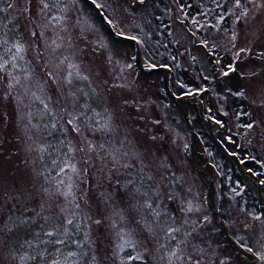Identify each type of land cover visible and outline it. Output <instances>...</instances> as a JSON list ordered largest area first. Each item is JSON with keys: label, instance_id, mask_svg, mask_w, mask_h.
<instances>
[{"label": "rangeland", "instance_id": "obj_1", "mask_svg": "<svg viewBox=\"0 0 264 264\" xmlns=\"http://www.w3.org/2000/svg\"><path fill=\"white\" fill-rule=\"evenodd\" d=\"M46 2L50 7L44 9L40 0H13L14 7L0 14L8 25L0 30V40H8L0 47V55L11 60L12 53L5 49L15 40L25 47L23 59L16 58V67L9 64L5 72H0V191L13 185L19 187L21 182L30 187L34 173L37 187L50 186L45 176L59 179L52 160L67 151L59 141L67 139L80 145L82 137L70 128L67 137L61 132L63 120L70 118L62 110L71 112L73 105L68 88L60 83L62 73L57 75L53 66L68 56L89 76V81H73L71 88L76 99L79 104L87 101L100 112L101 122L107 116L98 101L109 89L128 99L129 107L135 105L132 110L146 117L137 127L146 129L147 137L141 138L129 127L127 118L118 115L112 121L118 126L112 136L99 131L93 135L87 129L84 135L93 143L113 139L119 146L126 132L134 143L138 140L146 147L155 144L159 149L156 154L168 165L163 169L168 177L165 183L177 195L176 200L164 196L154 203L164 209L161 222L168 220L181 229L174 234L175 240L165 237L160 225L153 223V216L145 210V222L153 224L154 232L150 234L142 225L138 227L140 214H130L129 205L117 197L127 227L135 231L138 243L134 249L125 248L119 257L110 258L108 264H169L171 251L183 257H171V264H193L197 259L200 264H247L232 251L212 210L222 217L223 231L233 238L235 250L249 257L252 264H264V58L260 50L264 51V7L254 6L250 0H242L243 7H237L235 0H96L116 31L136 38L144 68L165 67L166 82L175 95L172 97L163 86L160 72L144 74L136 63L133 45H122L110 35L94 4L86 0ZM257 4H264V0H257ZM22 7L29 11L21 15ZM245 8L248 15L242 16ZM53 16L63 19L57 23L51 19ZM32 32L36 35L32 36ZM78 32L85 36H77ZM52 40L61 45L55 52ZM242 48L249 51L237 56ZM229 65L235 70H230ZM48 71H53L55 80L46 76ZM12 77L19 78L20 84H15ZM9 84L14 86L10 88ZM81 89L89 95L84 96ZM92 89L98 95H93ZM238 92L243 95H236ZM37 96L51 112L44 109ZM111 107L115 110L114 105ZM88 114L91 116L92 112ZM52 123H56L55 129L51 128ZM248 123L255 127L247 129L244 125ZM151 136L157 140L148 141ZM40 144L61 147V152L49 148L52 155H48L29 150V145L36 148ZM75 155L79 160L83 153ZM87 180L94 183L92 168ZM38 199L28 206L35 207ZM143 199L137 195L132 203H142ZM189 205L191 212L181 211ZM256 215L261 220L254 219ZM205 216L208 222L195 225L191 236L183 235L191 229L193 220L202 221ZM99 231L104 233L102 228ZM92 234L95 236L97 230L93 228ZM141 237L154 250H146L145 246L139 250ZM25 238V229L4 236L0 264H18L13 256L33 252L27 246L21 247ZM181 239L186 243L179 244ZM102 245L98 257L108 255L107 241L103 240ZM72 250L73 246L62 247L65 253ZM48 251H53L52 246H48ZM137 253L143 259L127 260L129 254ZM81 264H87L86 258H81Z\"/></svg>", "mask_w": 264, "mask_h": 264}, {"label": "snow or ice", "instance_id": "obj_2", "mask_svg": "<svg viewBox=\"0 0 264 264\" xmlns=\"http://www.w3.org/2000/svg\"><path fill=\"white\" fill-rule=\"evenodd\" d=\"M27 2L30 3L31 0H27ZM40 2L44 9L50 7L46 0H40ZM139 2L144 3V0H139ZM250 2L254 6L264 7V4H257V0H250ZM5 3L7 7L0 6V14L7 13L8 9L14 7L13 0H0V5ZM92 3L96 4V0H92ZM235 4L237 7H243L242 0H235ZM96 6L100 7V5ZM28 11L27 7H22L21 15ZM241 15L247 16L248 9L245 8ZM51 19L59 23L63 17L53 16ZM219 20L222 21L223 17H219ZM8 23H13V21L8 20ZM7 26L4 19H0V30L7 28ZM31 35L35 36L36 33L32 32ZM129 38L136 39L135 37ZM232 38L235 40V33H233ZM7 43V39L0 40V47ZM51 43L55 45L53 52L61 47L56 40H52ZM13 49H15L14 52ZM5 51L12 53V56L11 60H6L3 55H0V72H5L9 64L16 67V58L23 59L21 53L25 51V47L22 42L15 40ZM247 51L249 50L242 48L237 56L241 52ZM261 56H264V53ZM66 61L67 63H65ZM53 67L57 75L62 73L60 83L68 88L67 95L73 105L71 112L66 109L62 110L70 118L63 120L64 127H62L61 132L67 137L70 128L71 132L81 136L82 140L80 145H73L72 141L67 139L59 141V145L66 148L67 151L52 160V165L56 168V176L59 179L45 176L44 180L50 186L40 184L37 187L34 173V181L30 187L21 182L19 187L13 185L10 189L5 188L0 191V250L5 246V235L25 229L26 238L21 247L27 246L28 249H33V252L13 256L18 264H26L27 261H36V264H81V258H86L87 264H108L110 258L119 257V253L125 248L134 249L138 243L135 238V231L127 227L124 210L119 208L117 197L120 202L129 205L130 214H140V219L137 221L138 227L142 225L148 233L154 232L153 224L145 222L142 213V210H145L153 216V223L160 225L165 237L175 240L174 234L180 232L181 229L169 224L168 220L161 222L160 218L164 209L154 206V203L162 201L164 196L168 200L177 199V195L172 192L168 183H165L168 177L163 169H166L168 165L156 154L159 149L156 148L155 144L146 147L138 140L134 143L133 140H129L126 132L119 141V146L113 143V139H104L100 143H93L84 135V130L87 129L93 135L99 131L107 136H112L118 130V126L114 125L112 121L114 115H118L126 117L129 127L137 132L141 138L147 137L146 129L137 127V124L144 121L146 117L139 114L138 111H133L132 108H135V105L130 108L128 99L109 89L102 101H98L102 104L104 114L107 116V119L101 122L99 119L101 113L92 109L87 101L79 104L76 93L71 88L74 80L89 81V76L82 72L80 64L75 63L68 56H64ZM228 67L232 71L235 70L232 65ZM227 74L225 73V75ZM46 76L52 80L56 79L53 71L46 72ZM25 79L27 80L29 77L26 76ZM12 80L15 84H20L19 78L12 77ZM13 86V84H9L10 88ZM80 91L84 96L89 95L82 89ZM92 94L98 95L95 89H92ZM32 95L35 96V93ZM236 95H243V93L238 92ZM36 99L41 101L47 112H51L48 104L41 97L37 96ZM112 105L115 106V110L111 107ZM89 111L92 112L91 116L88 114ZM31 115L29 113V116ZM216 122L220 123V121ZM56 126V123L51 124L52 129H55ZM33 127L37 126L33 125ZM244 127L252 129L255 124L248 123ZM29 139L31 140L32 137ZM229 139L231 138L229 137ZM156 140L157 137L155 136L148 138L150 142ZM49 148H53L55 152H61V147H55L52 144H40L36 148L29 145L30 151L34 150L38 154L48 153V155H52L48 151ZM76 152L83 153L79 160L76 158ZM89 168L93 170L94 183H89L87 180ZM261 183H264V180ZM142 189L144 190L142 191ZM137 195L143 196L142 203L138 200L132 203ZM37 197L39 199L36 206L29 207V203L36 200ZM13 200L15 203H11ZM93 204H95V212H93ZM181 211L191 212L192 207L189 205ZM132 218L135 220V215ZM253 218L261 220L260 215ZM169 219H171L170 215ZM208 219L205 216L202 221L193 220V226L183 235L191 236L196 231L195 225L206 223ZM38 221H42V223H38ZM184 223L187 224L188 220L185 219ZM33 226L38 227L39 231H35ZM93 228L97 230L95 236L92 234ZM101 228L104 229V233L99 231ZM103 240H106L109 245L108 255L98 257L97 252L103 250ZM185 243L186 241L183 239L179 242V244ZM179 244L177 248H179ZM41 245L45 247L41 248ZM48 246H52V252L48 251ZM61 246H73L74 250L65 253ZM248 251H252V249L249 248ZM171 257H176L177 260L183 259L177 254V251H171L169 264H171ZM140 259L143 257L139 253L127 256L129 261ZM189 259L191 260V257ZM261 259H264V256ZM193 264H200V261L197 259L193 261Z\"/></svg>", "mask_w": 264, "mask_h": 264}, {"label": "water", "instance_id": "obj_3", "mask_svg": "<svg viewBox=\"0 0 264 264\" xmlns=\"http://www.w3.org/2000/svg\"><path fill=\"white\" fill-rule=\"evenodd\" d=\"M95 8L100 16V18L102 19V21L106 24V27L107 29L109 30V32L114 36V37H117V38H120V39H123V40H126L127 42L131 43L134 47V54H135V60L139 66V68L144 72V73H152V72H155L157 70H162V67H148V68H144L141 61H140V49H139V45L138 43L135 41V39H130L129 37L131 36H128V35H124V34H120L118 35V32L115 31V29L113 28V26L111 24H109V21L108 19L106 18V16L104 15L103 11L100 9V7H97L95 5ZM162 80H163V86L164 88L168 91V93H170V95L172 97H175L174 93H172L171 89L169 88L167 82H166V75H165V71L162 70ZM192 148V147H191ZM213 212L220 218V228L221 230L223 231V219L221 216H219L217 214V212H215L213 210ZM227 235V234H226ZM228 236V235H227ZM229 237V236H228ZM230 238V237H229ZM230 241H231V244L232 246L234 245L233 244V238H230ZM234 248V251L235 253L237 254H240L239 252H237L235 250V247L233 246ZM241 255V254H240ZM243 257H245L244 255H242Z\"/></svg>", "mask_w": 264, "mask_h": 264}, {"label": "trees", "instance_id": "obj_4", "mask_svg": "<svg viewBox=\"0 0 264 264\" xmlns=\"http://www.w3.org/2000/svg\"><path fill=\"white\" fill-rule=\"evenodd\" d=\"M98 5V4H97ZM100 8H101V6H100ZM109 15V14H108ZM76 33V32H75ZM82 35L83 36V34L81 33V32H78L77 33V36H79V35ZM117 40V42H122L123 44L122 45H125V44H127L128 43V46L130 47L131 45V43L129 44V42H126V41H124V40H119V39H116ZM138 41V40H137ZM121 44V43H120ZM261 50V52H263L264 53V51L262 50V49H260ZM262 58H264V56H262ZM162 67V70H164V68L165 67H163V66H161ZM141 70V69H140ZM162 70H157V71H155V72H152V73H149V74H153V73H158V72H160V74H161V77H162ZM142 71V70H141ZM144 73V72H143ZM144 74H146V73H144ZM148 75V74H147ZM166 90V89H165ZM167 91V90H166ZM95 229V228H94ZM103 229V228H102ZM223 232V234L225 235V232L224 231H222ZM229 238V237H228ZM229 240H230V238H229ZM230 244H231V241H230ZM234 246V245H233ZM233 246H232V244H231V248H232V251L235 253V251H234V248H233ZM235 247V246H234ZM150 249L151 250H154V248L153 247H150ZM236 254V256H239L240 258H242L243 260H245V258L242 256V254L240 255V254H237V253H235ZM246 257V256H245ZM249 258V257H248ZM246 262V261H245ZM247 263V262H246ZM248 264V263H247Z\"/></svg>", "mask_w": 264, "mask_h": 264}, {"label": "bare ground", "instance_id": "obj_5", "mask_svg": "<svg viewBox=\"0 0 264 264\" xmlns=\"http://www.w3.org/2000/svg\"><path fill=\"white\" fill-rule=\"evenodd\" d=\"M142 237L139 239V248L140 249H143L144 247L143 246H145V249L146 250H151L150 249V246L147 244V243H144L143 241H142ZM245 258V261L248 263V264H252V262H251V260L248 258V257H244Z\"/></svg>", "mask_w": 264, "mask_h": 264}, {"label": "flooded vegetation", "instance_id": "obj_6", "mask_svg": "<svg viewBox=\"0 0 264 264\" xmlns=\"http://www.w3.org/2000/svg\"><path fill=\"white\" fill-rule=\"evenodd\" d=\"M86 1H88L89 3H91L92 5H93V3L91 2V1H89V0H86ZM94 6V5H93ZM94 9H95V6H94ZM95 11L97 12V10L95 9ZM103 13H104V15H106L105 14V12L103 11ZM97 14H98V12H97ZM99 15V14H98ZM102 20V19H101ZM109 31V30H108ZM116 31V30H115ZM118 33H120V34H123V33H121L120 31H117ZM77 35V34H76ZM110 35L112 36V37H114L111 33H110ZM83 36H85V35H83ZM132 37V36H131ZM115 39H117V37H114ZM121 40V39H120ZM139 250H142V249H140L139 248Z\"/></svg>", "mask_w": 264, "mask_h": 264}]
</instances>
